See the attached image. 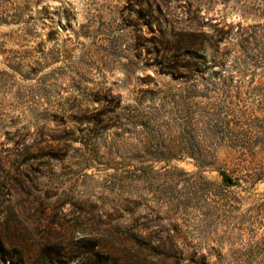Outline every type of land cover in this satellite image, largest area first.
Listing matches in <instances>:
<instances>
[{"label":"rangeland","instance_id":"rangeland-1","mask_svg":"<svg viewBox=\"0 0 264 264\" xmlns=\"http://www.w3.org/2000/svg\"><path fill=\"white\" fill-rule=\"evenodd\" d=\"M165 1L208 47L177 72L156 1L0 0V238L31 264H264V0Z\"/></svg>","mask_w":264,"mask_h":264},{"label":"trees","instance_id":"trees-1","mask_svg":"<svg viewBox=\"0 0 264 264\" xmlns=\"http://www.w3.org/2000/svg\"><path fill=\"white\" fill-rule=\"evenodd\" d=\"M156 1V8L153 3H148V8L146 9V15L144 14V18L149 19V23H157L159 25V33L154 30V37L152 38V53L156 57H159L161 63L165 65L167 63V67L173 72H177L180 69V65H178V61L182 56H190L202 59L203 54L208 49L205 47L206 41L203 36L199 33L193 32L191 34H183V33H174L173 26L168 24L166 25V21H163L162 18H165L163 15V9H167V3L165 0H153ZM162 19V20H161ZM163 21V23H162ZM208 42V46L214 48L216 56H218V47L213 45L212 42ZM217 48V49H215ZM215 56V57H216ZM174 62V65L171 66V63ZM184 66V65H183ZM188 67V65L186 66ZM119 101V98H118ZM10 235H14L11 233ZM19 238L15 236H3L0 238V253L4 256L2 258V262L10 264H31L28 259L27 247L19 246ZM98 250V251H97ZM102 248L99 244H94L91 249H88L87 254H96L99 255ZM15 252V257L13 256ZM9 256H13L9 257ZM100 256V255H99Z\"/></svg>","mask_w":264,"mask_h":264}]
</instances>
